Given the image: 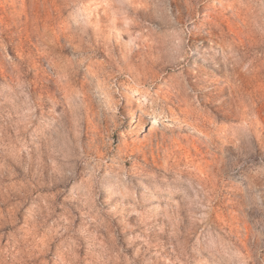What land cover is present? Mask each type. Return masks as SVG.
Wrapping results in <instances>:
<instances>
[{
    "label": "rangeland",
    "instance_id": "1",
    "mask_svg": "<svg viewBox=\"0 0 264 264\" xmlns=\"http://www.w3.org/2000/svg\"><path fill=\"white\" fill-rule=\"evenodd\" d=\"M0 264H264V0H0Z\"/></svg>",
    "mask_w": 264,
    "mask_h": 264
}]
</instances>
